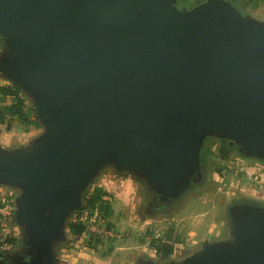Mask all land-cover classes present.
I'll return each mask as SVG.
<instances>
[{
  "label": "water",
  "instance_id": "water-1",
  "mask_svg": "<svg viewBox=\"0 0 264 264\" xmlns=\"http://www.w3.org/2000/svg\"><path fill=\"white\" fill-rule=\"evenodd\" d=\"M176 2L0 0V78L42 129L0 146V186L19 191L22 231L0 264H61L66 222L105 168L141 181L168 211L204 180L208 138L264 166V22L225 0ZM227 213L229 241L163 264H264V204Z\"/></svg>",
  "mask_w": 264,
  "mask_h": 264
},
{
  "label": "rangeland",
  "instance_id": "rangeland-1",
  "mask_svg": "<svg viewBox=\"0 0 264 264\" xmlns=\"http://www.w3.org/2000/svg\"><path fill=\"white\" fill-rule=\"evenodd\" d=\"M240 1L245 4L246 15L264 22V0ZM5 83L6 81L0 78V85ZM16 126L18 128H12V126L7 128L6 124L0 126V145L5 139L9 143L4 147L8 149L24 146L37 137L42 130L39 126L27 129L19 127L18 124ZM205 142V146L213 156L205 160L202 184L187 190L168 211L147 214L145 204L149 193L142 182L128 174L115 173L112 168H105L87 189V196H90L94 188H100L101 203L81 215L71 214L68 221L83 222L86 229L82 237L90 235V230L95 229V226L99 224L109 227L113 235L111 239L115 240L98 242L99 245L94 248L96 253L105 255L114 251L115 246L120 243L128 246L135 245L138 247L134 254L136 264L142 260H152L163 264L164 262H161L157 256L155 245L169 246L173 256L171 255L168 260L180 261L198 250L204 240L229 241L231 229L227 208L234 202L253 198L254 193L250 194L247 191L244 193V190L249 189L248 186L244 184L245 189L242 188L238 178L234 176L233 171L237 168L236 161H241V158L233 152V148H230L232 153L228 158H222L221 149L225 148L227 143H221L220 140L212 138L206 139ZM256 164L264 172L263 165ZM18 194L17 189L0 186L1 252H14L21 248L22 231L14 221L15 198ZM65 237V249L58 244L55 248L56 253H59L61 248L73 251L77 246L76 238L68 235L66 230ZM11 239L14 242H11ZM105 240L108 239L105 238ZM78 245L91 248L85 238L82 244ZM151 248L157 257L151 256ZM122 256L124 254H118V257Z\"/></svg>",
  "mask_w": 264,
  "mask_h": 264
},
{
  "label": "trees",
  "instance_id": "trees-1",
  "mask_svg": "<svg viewBox=\"0 0 264 264\" xmlns=\"http://www.w3.org/2000/svg\"><path fill=\"white\" fill-rule=\"evenodd\" d=\"M240 10L244 14L245 13V4L240 3ZM183 5V4H180ZM3 49L2 41L0 40V52ZM12 123L18 124L23 129H27L28 127H40L35 115H34V106L31 101L27 98V96L15 85H11L9 83H5L0 85V125H7V128L11 126ZM227 143L226 141H220ZM206 142L204 143L200 156L202 159L207 160L213 156L211 151L207 149L205 146ZM224 145V144H223ZM225 148L221 149L222 158H228L232 153L230 147L228 145L224 146ZM235 151V150H233ZM219 154V155H220ZM220 155V156H221ZM101 194L102 191L100 188H94V192L87 196V190L82 195V206L81 210L78 212H74L75 216L81 215L88 211L89 209L93 208L96 204L101 203ZM244 201H237L234 203H241ZM72 214V215H73ZM85 226L83 222H69L67 220L65 225V230L67 231L68 235H72L75 238H79L85 231ZM11 242H14L12 239ZM12 244V243H11ZM155 250L157 253L158 258L161 262H169V258L172 255V249L169 246H156Z\"/></svg>",
  "mask_w": 264,
  "mask_h": 264
},
{
  "label": "crops",
  "instance_id": "crops-1",
  "mask_svg": "<svg viewBox=\"0 0 264 264\" xmlns=\"http://www.w3.org/2000/svg\"><path fill=\"white\" fill-rule=\"evenodd\" d=\"M13 124L11 125L12 128H16L17 124L16 125H15V123H13ZM0 126H3V125H0ZM4 140L2 141V143L0 145L2 147L8 145V143H9L5 140L6 141V144H5ZM4 148H6V147H4ZM245 191H247L250 194L254 193L253 194L255 196L254 200L259 201V202H261V201L264 202V194H259L255 191L251 190V189L243 191L244 193H247ZM64 245L65 244H61L60 246L62 248H64ZM76 245L77 246L75 247V249H73V251L64 250L65 248L64 249L61 248L59 250V253H57V254H58L59 259L61 260V264H136V262L134 261V254L137 251L138 247H136L135 245H129L128 246V245H123V244L121 245V243H120V244H117L115 246L116 249L114 251L112 250V252H109L105 255L104 254L98 255V253H96L97 251L94 250L95 246L99 245L98 243H95L92 245L90 244L91 248H89V247L85 248L83 246L78 245V243ZM179 245H181V244H179ZM110 246H112V244H110ZM107 247H109V246H107ZM151 249L152 250H151L150 254H151V256L153 255L152 257H155L156 253L153 250V248H151ZM121 253L124 254V256L118 257V254H121ZM125 253H126V255H125Z\"/></svg>",
  "mask_w": 264,
  "mask_h": 264
},
{
  "label": "built area",
  "instance_id": "built-area-1",
  "mask_svg": "<svg viewBox=\"0 0 264 264\" xmlns=\"http://www.w3.org/2000/svg\"><path fill=\"white\" fill-rule=\"evenodd\" d=\"M236 169L233 171L234 176L237 177L239 184L244 186H248L249 189L259 193L264 194V172L258 167H247L245 164H236ZM245 184V185H244ZM95 229L90 230V235L87 237H79L76 238V242L78 244H82L83 239H86L88 244H95L98 242H105V241H113L115 239H111L112 232L111 229L107 226L99 224L95 226ZM107 238L108 240H105ZM109 244V243H108ZM86 246V245H84Z\"/></svg>",
  "mask_w": 264,
  "mask_h": 264
},
{
  "label": "flooded vegetation",
  "instance_id": "flooded-vegetation-1",
  "mask_svg": "<svg viewBox=\"0 0 264 264\" xmlns=\"http://www.w3.org/2000/svg\"><path fill=\"white\" fill-rule=\"evenodd\" d=\"M203 1H206V0H188L187 2L185 1V0H177V2H176V6H177V8L178 9H184V10H188V9H190V8H192V7H195L196 5H198L199 3H201V2H203ZM225 1H228V2H230L231 3V5L232 6H234L242 15H246L245 13L243 14L242 12H241V10H240V4H238L237 2H240L241 3V1L240 0H225ZM180 4H183V5H180ZM228 144V143H227ZM228 146L230 147V148H233V150H235V151H233L237 156H239L240 158H241V161H236V164H245L247 167H250V168H252V167H257L256 165V163H260V162H258V161H253V160H247V159H244V158H242L238 153H237V151H236V149L233 147V146H230L229 144H228ZM233 153V154H234ZM201 171H202V174L204 175V167H205V159H202V157H201ZM255 163V164H254ZM252 164H254V165H252ZM264 167V166H263ZM202 182H203V180L202 181H200L199 183H196V184H192V188L195 186V185H200V184H202ZM145 185V184H144ZM145 187H146V185H145ZM148 189V188H147ZM146 189V190H147ZM147 193H149V197H148V199L146 200L147 202H146V204H145V211H146V213L147 214H157V213H159V211L158 210H156L155 208L156 207H154V203H157L158 202V199L157 198H155V196L153 195V193L151 192V191H147ZM147 195V194H146ZM253 198H247L246 200H240V201H246V202H259V201H256V200H254V197L255 196H252ZM260 203H262V204H264V202L263 201H261Z\"/></svg>",
  "mask_w": 264,
  "mask_h": 264
}]
</instances>
